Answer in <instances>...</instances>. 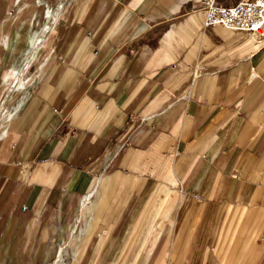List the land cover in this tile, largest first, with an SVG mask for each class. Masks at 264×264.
<instances>
[{"label":"crops","instance_id":"1","mask_svg":"<svg viewBox=\"0 0 264 264\" xmlns=\"http://www.w3.org/2000/svg\"><path fill=\"white\" fill-rule=\"evenodd\" d=\"M56 1L0 0V264H264V45Z\"/></svg>","mask_w":264,"mask_h":264},{"label":"built area","instance_id":"2","mask_svg":"<svg viewBox=\"0 0 264 264\" xmlns=\"http://www.w3.org/2000/svg\"><path fill=\"white\" fill-rule=\"evenodd\" d=\"M204 9L206 28L223 25L264 45V0H240L233 5L204 0Z\"/></svg>","mask_w":264,"mask_h":264},{"label":"bare ground","instance_id":"3","mask_svg":"<svg viewBox=\"0 0 264 264\" xmlns=\"http://www.w3.org/2000/svg\"><path fill=\"white\" fill-rule=\"evenodd\" d=\"M66 0H61V2L59 3L58 7H56L55 9H49L48 10V13H47V18L48 20L51 22V23H55L57 18L59 17L60 13H61V10L64 6V3H65ZM64 257V251L60 254V258L59 260L54 263V264H61V260L63 259Z\"/></svg>","mask_w":264,"mask_h":264},{"label":"rangeland","instance_id":"4","mask_svg":"<svg viewBox=\"0 0 264 264\" xmlns=\"http://www.w3.org/2000/svg\"><path fill=\"white\" fill-rule=\"evenodd\" d=\"M58 3V0L56 1V3H52L51 5H50V7H54L56 4ZM71 256H72V254H70ZM129 260V259H128ZM68 261H69V259H68ZM70 262H72L71 264H77V261H75L73 258H71V260H70ZM127 262V261H126ZM125 262V263H126Z\"/></svg>","mask_w":264,"mask_h":264}]
</instances>
